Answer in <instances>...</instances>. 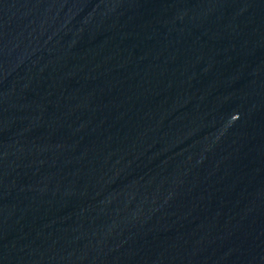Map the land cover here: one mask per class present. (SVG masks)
<instances>
[{"label": "water", "instance_id": "1", "mask_svg": "<svg viewBox=\"0 0 264 264\" xmlns=\"http://www.w3.org/2000/svg\"><path fill=\"white\" fill-rule=\"evenodd\" d=\"M0 264H264V0H0Z\"/></svg>", "mask_w": 264, "mask_h": 264}]
</instances>
